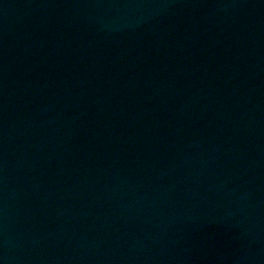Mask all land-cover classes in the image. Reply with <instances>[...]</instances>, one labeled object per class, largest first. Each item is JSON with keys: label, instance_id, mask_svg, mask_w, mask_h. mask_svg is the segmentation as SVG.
Here are the masks:
<instances>
[{"label": "water", "instance_id": "water-1", "mask_svg": "<svg viewBox=\"0 0 264 264\" xmlns=\"http://www.w3.org/2000/svg\"><path fill=\"white\" fill-rule=\"evenodd\" d=\"M0 264H264V0H0Z\"/></svg>", "mask_w": 264, "mask_h": 264}]
</instances>
